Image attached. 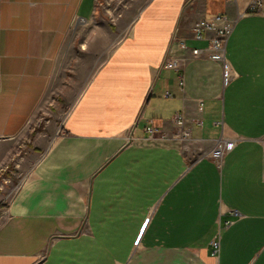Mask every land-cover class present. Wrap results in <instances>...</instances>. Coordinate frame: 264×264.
Returning a JSON list of instances; mask_svg holds the SVG:
<instances>
[{
	"label": "crops",
	"instance_id": "obj_1",
	"mask_svg": "<svg viewBox=\"0 0 264 264\" xmlns=\"http://www.w3.org/2000/svg\"><path fill=\"white\" fill-rule=\"evenodd\" d=\"M113 1L0 0V264H264V0H147L124 24ZM222 13L227 80L190 51Z\"/></svg>",
	"mask_w": 264,
	"mask_h": 264
},
{
	"label": "built area",
	"instance_id": "obj_2",
	"mask_svg": "<svg viewBox=\"0 0 264 264\" xmlns=\"http://www.w3.org/2000/svg\"><path fill=\"white\" fill-rule=\"evenodd\" d=\"M261 6V0H248L247 3V12H255ZM78 18H74L71 22V27L75 25L76 21L78 22ZM234 26V19L230 18L226 13L215 14L213 16L205 17L196 20L191 27V35L194 39H202L205 37L207 31H214L215 34L213 37L209 38L208 44L205 49L192 48L191 54L194 56H200L203 51H207V58L213 60L220 64L221 73L223 80L229 79L234 72L231 70L227 62L225 61V43L226 40L231 33ZM171 40L178 41V46L181 49L185 48V43L183 38H178L176 36V30L172 33ZM184 62V58L178 56H170L166 55L165 59L162 62V66L164 68H169L176 70L178 72V80L179 84L183 85L184 77L181 72L182 65ZM168 96L166 92L164 94ZM173 122L177 125L178 131L174 134V136L179 137L180 139L187 138L189 132L183 127V115L176 114L173 118ZM146 133L149 137H154L159 133V129L156 128L153 124H149L146 127ZM131 136L127 135V142L130 140ZM237 142V138H222L216 142L214 147L205 154L208 158L212 159L217 166H220L222 158L226 152L231 150ZM7 166H5L6 168ZM219 235L215 236L211 242L212 255L215 258V261L218 257L219 252ZM217 264V261L215 262Z\"/></svg>",
	"mask_w": 264,
	"mask_h": 264
},
{
	"label": "rangeland",
	"instance_id": "obj_3",
	"mask_svg": "<svg viewBox=\"0 0 264 264\" xmlns=\"http://www.w3.org/2000/svg\"><path fill=\"white\" fill-rule=\"evenodd\" d=\"M146 1L147 0H118V1H113L110 7L113 10L112 13L116 15L118 18H120V22L124 24V23H128L131 20L132 14L135 11H137L141 7V5H143ZM66 83L67 81H65V84ZM76 84L77 82L74 84V86H76ZM36 118H37L36 119L37 123H34L33 125H35V127L38 128L40 123L44 122L45 119L43 114H38ZM26 150H27V146L24 143H22L17 145L15 149V153L18 156H23L26 153ZM11 185H12L11 182L9 183L7 181L0 180V203H4L7 196L9 195L10 189L16 185V182H13V186ZM8 188L10 189L8 190ZM2 219L3 217L0 214V222Z\"/></svg>",
	"mask_w": 264,
	"mask_h": 264
},
{
	"label": "trees",
	"instance_id": "obj_4",
	"mask_svg": "<svg viewBox=\"0 0 264 264\" xmlns=\"http://www.w3.org/2000/svg\"><path fill=\"white\" fill-rule=\"evenodd\" d=\"M6 206V204H4V203H0V209L1 208H4Z\"/></svg>",
	"mask_w": 264,
	"mask_h": 264
},
{
	"label": "bare ground",
	"instance_id": "obj_5",
	"mask_svg": "<svg viewBox=\"0 0 264 264\" xmlns=\"http://www.w3.org/2000/svg\"><path fill=\"white\" fill-rule=\"evenodd\" d=\"M80 20H78V22H79ZM77 21H76V23H75V25L78 23Z\"/></svg>",
	"mask_w": 264,
	"mask_h": 264
}]
</instances>
